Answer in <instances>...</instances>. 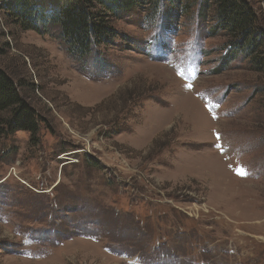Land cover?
<instances>
[{"label": "rangeland", "instance_id": "374dc122", "mask_svg": "<svg viewBox=\"0 0 264 264\" xmlns=\"http://www.w3.org/2000/svg\"><path fill=\"white\" fill-rule=\"evenodd\" d=\"M165 11L120 13L78 60L0 8V65L40 119L36 144L0 137V264H264V75L222 62L197 4Z\"/></svg>", "mask_w": 264, "mask_h": 264}, {"label": "trees", "instance_id": "16d2710c", "mask_svg": "<svg viewBox=\"0 0 264 264\" xmlns=\"http://www.w3.org/2000/svg\"><path fill=\"white\" fill-rule=\"evenodd\" d=\"M34 3L5 0L0 8L24 30L43 33V28L59 27L66 50L78 60L89 56L95 47L104 50L115 40L117 34L111 22L122 12L146 8L156 19L163 9L164 15L175 23L176 15L186 14L197 4L204 21L212 15V33L222 32L227 39L229 50L222 62L227 64L243 55L251 60L255 71L264 75V25L250 0H74L51 14L43 13ZM24 88L0 65V115H4L0 120V137L7 132L23 131L36 144L39 114L22 94Z\"/></svg>", "mask_w": 264, "mask_h": 264}, {"label": "snow or ice", "instance_id": "6c2138e0", "mask_svg": "<svg viewBox=\"0 0 264 264\" xmlns=\"http://www.w3.org/2000/svg\"><path fill=\"white\" fill-rule=\"evenodd\" d=\"M239 174L245 175L246 173L243 170H241V172Z\"/></svg>", "mask_w": 264, "mask_h": 264}]
</instances>
